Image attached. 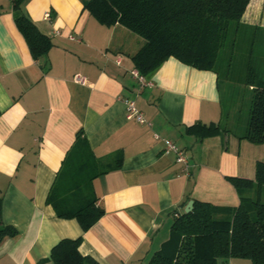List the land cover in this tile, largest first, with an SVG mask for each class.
<instances>
[{"label": "crops", "instance_id": "crops-1", "mask_svg": "<svg viewBox=\"0 0 264 264\" xmlns=\"http://www.w3.org/2000/svg\"><path fill=\"white\" fill-rule=\"evenodd\" d=\"M81 1H25L23 13L52 43L43 74L15 27L20 13L10 0H0L1 222L17 231L0 243V264H53L41 262L59 241L79 237L80 254L97 264H147L189 201L237 207L239 197L226 178L253 180L255 164L264 162V145L241 139L248 118L236 131L214 72L169 58L141 88L130 72L131 57L144 41L122 26L100 25ZM244 17L248 28L264 25ZM75 75L85 83H75ZM230 80L236 79H226L227 91L233 90ZM125 100L134 102L147 124L126 118ZM197 123H219L228 133L203 140L185 133ZM79 132L106 168L122 155L117 169L91 183L103 215L86 232L46 203ZM162 140L185 152L187 173L172 154H163Z\"/></svg>", "mask_w": 264, "mask_h": 264}, {"label": "trees", "instance_id": "trees-1", "mask_svg": "<svg viewBox=\"0 0 264 264\" xmlns=\"http://www.w3.org/2000/svg\"><path fill=\"white\" fill-rule=\"evenodd\" d=\"M26 0H10L11 9L20 15L14 20L29 53L40 62L43 74L49 70L46 56L52 47L50 39L41 34L23 13ZM251 0H82L86 10L100 25L122 26L141 38L142 47L131 57L134 68L146 77L164 61L174 58L180 63L202 71H212L221 81L230 78L231 36L241 27L242 17ZM229 39V52L225 43ZM231 47V48H230ZM257 76L248 67L242 84L252 86V98L245 133L241 139L264 145V84L257 85ZM185 133L199 140L228 133L219 123L194 124ZM111 168L95 159L80 134L59 170L46 197L56 216L75 219L82 232L89 230L103 215L92 193L93 179L117 169L122 155L117 153ZM103 162V163H102ZM239 197L235 208H220L193 201L189 213L174 217L169 235L147 264H218L219 260L243 259L250 264H264V162L255 164L253 180L226 178ZM17 231L1 222L0 243L14 238ZM81 238L63 239L41 263L97 264L79 252Z\"/></svg>", "mask_w": 264, "mask_h": 264}, {"label": "rangeland", "instance_id": "rangeland-1", "mask_svg": "<svg viewBox=\"0 0 264 264\" xmlns=\"http://www.w3.org/2000/svg\"><path fill=\"white\" fill-rule=\"evenodd\" d=\"M252 17H256L259 23L264 22V0H251L245 12L244 18L247 19L244 22H249ZM256 25L250 28L241 27L235 36L229 38L230 40L234 39L235 42L231 51V66L229 70L230 79H236L230 80L233 87L232 91H227L225 88L226 79L223 71H221L223 107L235 116L238 125L237 132H241V127L248 118L252 98V92L248 91L246 86H243L244 84L242 85L241 81L239 82L237 79H243L246 69L250 67L254 70L257 81L264 83V25ZM229 39L225 43V53L229 52V45H227ZM261 201L264 203V194L261 197Z\"/></svg>", "mask_w": 264, "mask_h": 264}, {"label": "built area", "instance_id": "built-area-1", "mask_svg": "<svg viewBox=\"0 0 264 264\" xmlns=\"http://www.w3.org/2000/svg\"><path fill=\"white\" fill-rule=\"evenodd\" d=\"M130 75L141 88L150 86V83L147 82L146 78L140 75L136 69H133L130 72ZM73 81L78 84L85 83V79L79 75L73 76ZM124 104L126 107V118L128 120H134L139 124H147V122L145 121L141 113L138 111L132 100H125ZM155 139H159V138L155 136ZM162 145H163V149H162L163 154L164 155L172 154L175 157V162L182 167L183 172L187 173L189 166L185 152L179 149L174 143H172L169 140H162Z\"/></svg>", "mask_w": 264, "mask_h": 264}, {"label": "water", "instance_id": "water-1", "mask_svg": "<svg viewBox=\"0 0 264 264\" xmlns=\"http://www.w3.org/2000/svg\"><path fill=\"white\" fill-rule=\"evenodd\" d=\"M192 207H193V201H189L184 208V213H189L192 210Z\"/></svg>", "mask_w": 264, "mask_h": 264}]
</instances>
